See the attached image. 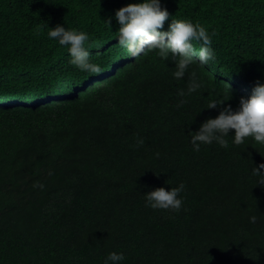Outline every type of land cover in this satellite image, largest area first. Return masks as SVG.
I'll list each match as a JSON object with an SVG mask.
<instances>
[{"label": "trees", "instance_id": "1", "mask_svg": "<svg viewBox=\"0 0 264 264\" xmlns=\"http://www.w3.org/2000/svg\"><path fill=\"white\" fill-rule=\"evenodd\" d=\"M128 2L0 0V89L26 92L3 78L26 68L35 76L30 92L47 93L56 81L81 85L94 73L69 63L67 45L47 36L50 26L87 32L85 46L101 67L118 26L107 16ZM161 3L169 19L200 23L240 52L251 76L264 77V0ZM156 55L144 62L153 77L168 69ZM181 90L171 76L162 85L137 82L126 68L41 105L27 129L0 126V264H103L110 251L125 254L121 264H264V212L255 201L264 186L248 170L264 147L249 138L222 152L217 143L194 151L185 115L197 97ZM165 182L184 184L179 211L146 206L143 192Z\"/></svg>", "mask_w": 264, "mask_h": 264}, {"label": "clouds", "instance_id": "2", "mask_svg": "<svg viewBox=\"0 0 264 264\" xmlns=\"http://www.w3.org/2000/svg\"><path fill=\"white\" fill-rule=\"evenodd\" d=\"M169 17L171 13L161 0H129L116 8L106 19L111 26L114 18L118 26H115V34L107 42L111 54L101 67L91 60L92 50L85 46L89 39L87 32L66 28L63 23L50 26L47 36L60 45H67L69 63L81 71L94 74L79 86L56 81L51 91L46 93L30 92L29 84L35 76L27 68L26 74L5 72L4 80L10 84L22 82L27 90L7 93L0 89V126L10 127L14 132L27 129L39 118L41 105L83 93L129 68L137 82L155 81L162 85L167 76H171L187 89L178 93L181 97L190 93L197 97V106L185 115L192 123L193 130L189 129L188 133L194 151H199L201 145L217 143L221 148L219 152H222L232 144L245 143L249 138L264 147V77L251 76L239 63L240 52L235 54L224 48L200 23ZM166 20L169 21L167 26ZM106 45L97 46L94 50L101 52ZM152 55L167 60L169 73L159 77L146 73L144 62ZM31 107L38 109L27 112L26 109ZM19 108L25 111L24 116L17 115ZM260 155L264 157V154ZM249 169L257 178V184L264 186V159L259 162L252 160ZM169 185L167 188L164 185L154 186L144 191L146 206L179 211L183 206L180 193L184 184ZM255 201L264 212V193ZM256 220L255 215L249 216L251 223ZM124 259L123 252L110 251L103 264H121Z\"/></svg>", "mask_w": 264, "mask_h": 264}]
</instances>
